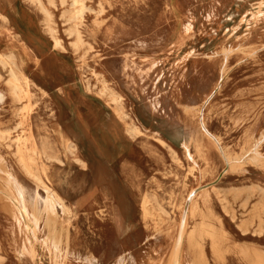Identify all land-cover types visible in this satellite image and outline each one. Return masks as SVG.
Returning <instances> with one entry per match:
<instances>
[{
	"label": "rangeland",
	"instance_id": "374dc122",
	"mask_svg": "<svg viewBox=\"0 0 264 264\" xmlns=\"http://www.w3.org/2000/svg\"><path fill=\"white\" fill-rule=\"evenodd\" d=\"M40 1L67 51L0 0V264H264V0H83L76 48Z\"/></svg>",
	"mask_w": 264,
	"mask_h": 264
},
{
	"label": "bare ground",
	"instance_id": "6f19581e",
	"mask_svg": "<svg viewBox=\"0 0 264 264\" xmlns=\"http://www.w3.org/2000/svg\"><path fill=\"white\" fill-rule=\"evenodd\" d=\"M30 1L36 3L37 7H39V9L42 11V14L44 17L43 28H44L45 32L49 34L50 41H51V48L52 49H59L61 51H67L63 41L60 39V37L56 33L55 29L51 27V24H50V18L51 17H50V13H49L48 9L42 4V2L40 0H30ZM71 5H72V9L70 11H68L67 16H68V20L73 21V23L71 24V26L68 29H66V31L69 35H72V34L75 35V39H73L70 42V46H71V48L72 47L76 48L81 43L80 32H78V28H77V24H78L77 20L78 19L80 20V18H82L81 15H82L83 10L85 9V6L83 4V0H72ZM0 21L2 22V24L6 25L7 23H9V18L4 17L0 13ZM185 28H187V26ZM7 58H12V57L7 56ZM10 67H11L10 68V79L7 81V83H9V86H10L11 95L15 99L19 100V94L23 93V91L20 89L18 81L20 79H22L23 82L25 83L26 77H23L17 71V68L15 67L14 64H13V66H10ZM106 91H107V87H103L102 89L99 90V92L101 94H105ZM108 94H109V97H111V101L117 107L119 104L118 99L113 97L111 92H108ZM25 106H23V107H25ZM197 111L200 112V116L197 117L198 126L202 130L203 134L206 135L210 139V141L214 144V146L217 148L221 159H225L226 154H225L223 148L221 147V144L219 143L216 136L213 135L208 130L207 127H205L203 120H202V114H201L200 109H198ZM135 131H137V130L136 129L132 130V129L128 128L129 133H133ZM45 158H48V157L45 156ZM30 160L32 161V159H30ZM20 163L23 166V169L25 171H27L28 174H31L29 165H27V163L25 164V162L22 160V158L20 159ZM31 176L35 181L38 182V186H40L42 188V190L45 191V196L43 198L39 197L38 194L36 193L37 202L40 201V204H41V207L39 209L42 210L43 212H47V213L52 214L54 217H55V215L58 216L57 209H60L62 212L68 213V207H66V205L64 204L63 199L61 197H58V195L49 186H47L44 182L40 181L35 174H31ZM202 189L203 188H199L198 190L201 191ZM181 230H182V228H181ZM175 242L179 243V239ZM178 243L176 244V247L178 246ZM176 251H177V249L175 250V248H174V250L172 251V253L168 257L167 264H177L178 260L176 259V257H177Z\"/></svg>",
	"mask_w": 264,
	"mask_h": 264
},
{
	"label": "crops",
	"instance_id": "0c3cea01",
	"mask_svg": "<svg viewBox=\"0 0 264 264\" xmlns=\"http://www.w3.org/2000/svg\"><path fill=\"white\" fill-rule=\"evenodd\" d=\"M186 209H187V207H186ZM181 218V221H183L184 220V218H182V217H180Z\"/></svg>",
	"mask_w": 264,
	"mask_h": 264
}]
</instances>
